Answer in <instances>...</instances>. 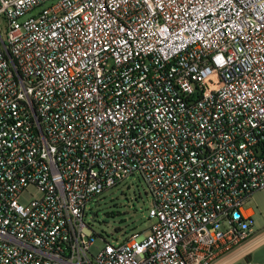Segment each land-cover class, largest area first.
Here are the masks:
<instances>
[{
    "label": "built area",
    "instance_id": "obj_1",
    "mask_svg": "<svg viewBox=\"0 0 264 264\" xmlns=\"http://www.w3.org/2000/svg\"><path fill=\"white\" fill-rule=\"evenodd\" d=\"M1 24L0 264H214L254 232L264 0H0ZM136 174L153 224L95 246L87 204Z\"/></svg>",
    "mask_w": 264,
    "mask_h": 264
},
{
    "label": "rangeland",
    "instance_id": "obj_2",
    "mask_svg": "<svg viewBox=\"0 0 264 264\" xmlns=\"http://www.w3.org/2000/svg\"><path fill=\"white\" fill-rule=\"evenodd\" d=\"M0 28L3 31L4 24H1ZM38 196H40L38 189L30 186L23 194L22 201L28 203ZM152 205V194L138 174L126 178L119 185L99 195L96 200L89 202L86 219L96 233L95 246L103 247L106 242L116 243L133 232L148 230L153 224V220L149 219ZM246 207L255 212L253 217L255 231L264 230V189L255 192L247 201ZM258 257V254H254L255 259ZM263 262L262 258L260 264ZM237 264H248V261Z\"/></svg>",
    "mask_w": 264,
    "mask_h": 264
},
{
    "label": "crops",
    "instance_id": "obj_3",
    "mask_svg": "<svg viewBox=\"0 0 264 264\" xmlns=\"http://www.w3.org/2000/svg\"><path fill=\"white\" fill-rule=\"evenodd\" d=\"M254 254H258V259L254 258ZM262 258L264 260V230L256 232L254 229V232L241 245L222 256L214 264L245 263V260L248 264H260Z\"/></svg>",
    "mask_w": 264,
    "mask_h": 264
},
{
    "label": "water",
    "instance_id": "obj_4",
    "mask_svg": "<svg viewBox=\"0 0 264 264\" xmlns=\"http://www.w3.org/2000/svg\"><path fill=\"white\" fill-rule=\"evenodd\" d=\"M95 216V215H94Z\"/></svg>",
    "mask_w": 264,
    "mask_h": 264
}]
</instances>
